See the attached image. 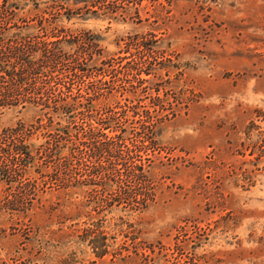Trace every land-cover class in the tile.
<instances>
[{"label": "rangeland", "instance_id": "rangeland-1", "mask_svg": "<svg viewBox=\"0 0 264 264\" xmlns=\"http://www.w3.org/2000/svg\"><path fill=\"white\" fill-rule=\"evenodd\" d=\"M153 1L160 5L147 6L138 18L119 13L115 21L102 16L58 23L60 36L101 34L97 45L78 42L68 51L98 68L85 84L72 76V92L100 88L82 91L77 102L91 96L90 116L117 117L125 131L123 150L140 148L136 158L145 166L135 174L130 162L109 165L111 191L103 202L97 199L103 194L99 179L88 186L93 198L87 210L103 212L91 215L93 228L102 226L112 252L98 258L75 238L91 217L71 220L74 206L64 190L34 188L33 198L19 206L27 210L0 211V264H264V158L249 152L252 133L264 134V0ZM34 13L16 15L29 21L37 19ZM28 34L37 36L29 41L34 45L56 38L50 28ZM152 35L162 39L152 43ZM142 55L155 59L156 75L138 82L145 75L129 66ZM34 114L0 109V130L20 132V122L31 123ZM75 121L73 138L79 139L81 111ZM45 140L33 136L31 142L43 150L50 144ZM83 144L72 139L79 174L87 156ZM40 160L56 162L44 154ZM33 175L20 190V183L0 181V205L45 182V175ZM80 187L74 202L82 198ZM138 192L146 194V208L143 201L139 208ZM105 204L111 206L106 214Z\"/></svg>", "mask_w": 264, "mask_h": 264}, {"label": "trees", "instance_id": "trees-1", "mask_svg": "<svg viewBox=\"0 0 264 264\" xmlns=\"http://www.w3.org/2000/svg\"><path fill=\"white\" fill-rule=\"evenodd\" d=\"M153 2V0H0V83L4 84L0 90V109L14 107L36 112L31 123L20 122V126L25 129L24 132L22 128L20 132L6 127L0 130V181L6 185L12 182L20 183L22 184V187H18L20 190L27 185L26 182L21 183L27 177H33V174L46 177L45 182L42 181L40 186L30 185L29 193L20 192L18 196L15 194L13 199L5 201L0 205V211L24 212L27 207L19 208L20 203H26L23 200L33 198L34 188H38L42 193L54 188L58 191L64 190L67 202L74 206L75 214L70 216L71 220L77 221L82 216L86 218L91 215L101 216L103 212L97 211L98 208L87 210L86 201L93 198L88 186L94 184L96 178L99 179V187L103 194L97 199L103 202L104 194L111 191L109 179L106 178L109 165L116 169L117 166L123 167L130 162L135 174L144 170L145 166L141 158H136L140 148L135 147L134 152L127 149L128 147L123 150L125 131L116 125L118 118L109 114L102 118L90 116V112L93 111L91 103L94 101L91 96L85 98L84 102H77L78 97L82 96V91L89 89L97 93L100 88L85 86L82 90L78 89L75 94L72 92V76L80 78L85 84V80L94 71H98V68L96 65H88L86 61H78L76 55L73 57L68 51L78 42H81V45H97L103 39L101 34L95 32L88 37L60 36L59 32L62 30L58 23L74 19L83 21L90 17L102 16L115 21L118 19L116 15L120 16L119 13L134 14L138 18L139 12L147 9V6H152L154 9L157 4L160 5L158 0H156L157 4ZM18 11L35 12L34 14L38 13V16L37 19H30L31 23H29L16 15ZM46 24L49 26L46 27ZM37 28L38 30L50 28V37H56L55 40L47 42L43 39L38 45L30 43L29 41L37 36L28 33ZM10 30L20 32L6 34ZM152 36V43L162 39L157 38L156 35ZM9 38H20L22 42L18 46H13L7 43ZM115 40L118 44L117 40L120 38ZM80 52L90 53L83 48ZM131 62L130 71L135 70L136 74L145 75L144 78L141 76L135 78L136 81L145 82L156 75L154 67L156 62L150 55L133 58ZM160 64L162 62H158V65ZM46 68L49 70L44 73ZM55 70L59 71L58 75L52 74ZM105 81H102V84ZM78 111H81L85 124L78 131L79 139L73 138L76 135L72 131ZM261 134L252 133L250 136L249 152L255 159L264 158V144L260 143H264V134ZM33 136L42 137L46 139L45 141L50 140V144L47 143L41 150L31 142ZM72 139L87 141L86 145L83 144L87 149L85 153L87 156L80 162V171H82L80 174L74 169ZM41 154L55 159L56 162L50 164L46 160L41 161ZM77 186H81L78 190L81 191L82 198L74 202L72 197ZM138 195L137 204L140 205V201H143L142 208H146L149 205V202H145L146 194H142V198L140 193ZM134 197L136 198V195ZM105 207L106 214L111 206L105 204ZM93 220L94 218L91 217L90 224L81 228L80 232L75 234V238L86 245L94 256L101 258L112 251L107 244L106 233L99 230L102 226L99 229L93 228L95 226L92 224Z\"/></svg>", "mask_w": 264, "mask_h": 264}]
</instances>
